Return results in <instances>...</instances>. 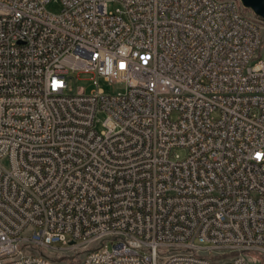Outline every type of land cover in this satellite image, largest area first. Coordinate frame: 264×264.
I'll return each mask as SVG.
<instances>
[{
    "label": "built area",
    "instance_id": "obj_1",
    "mask_svg": "<svg viewBox=\"0 0 264 264\" xmlns=\"http://www.w3.org/2000/svg\"><path fill=\"white\" fill-rule=\"evenodd\" d=\"M50 1L0 0V264H264L262 19Z\"/></svg>",
    "mask_w": 264,
    "mask_h": 264
},
{
    "label": "rangeland",
    "instance_id": "obj_2",
    "mask_svg": "<svg viewBox=\"0 0 264 264\" xmlns=\"http://www.w3.org/2000/svg\"><path fill=\"white\" fill-rule=\"evenodd\" d=\"M63 4L60 0H51L47 4V9L50 12L53 13H58L62 10ZM251 11V10H250ZM261 58L264 60V51L261 55ZM100 88H103L105 92L107 93H115L118 90H122L125 88V83L123 82H116V83H111L104 78L99 79V85ZM94 88H96V85L93 83V80L91 79L90 75L88 74H80L78 75V79H73L70 82V90L73 92L77 91H84L85 93H90ZM106 114L102 111H99L96 116V128L97 130L102 129V122L105 119ZM55 246L60 247L62 246L60 242L55 243ZM111 246V243H110ZM257 264V263H253Z\"/></svg>",
    "mask_w": 264,
    "mask_h": 264
},
{
    "label": "water",
    "instance_id": "obj_3",
    "mask_svg": "<svg viewBox=\"0 0 264 264\" xmlns=\"http://www.w3.org/2000/svg\"><path fill=\"white\" fill-rule=\"evenodd\" d=\"M240 1L245 8L250 9L255 15L260 17L264 22V0H240Z\"/></svg>",
    "mask_w": 264,
    "mask_h": 264
},
{
    "label": "trees",
    "instance_id": "obj_4",
    "mask_svg": "<svg viewBox=\"0 0 264 264\" xmlns=\"http://www.w3.org/2000/svg\"><path fill=\"white\" fill-rule=\"evenodd\" d=\"M248 11H250V9H247Z\"/></svg>",
    "mask_w": 264,
    "mask_h": 264
}]
</instances>
